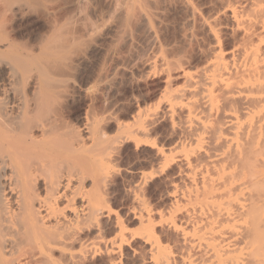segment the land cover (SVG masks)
I'll return each instance as SVG.
<instances>
[{
    "label": "bare ground",
    "instance_id": "bare-ground-1",
    "mask_svg": "<svg viewBox=\"0 0 264 264\" xmlns=\"http://www.w3.org/2000/svg\"><path fill=\"white\" fill-rule=\"evenodd\" d=\"M183 3L218 44V30ZM47 4L0 0V264H83L99 254L117 264L133 233L105 199L115 179L102 160L112 147L105 137L110 117L86 116L80 131L71 130L66 66L52 47L23 45L7 28L9 16L37 12L49 19L62 11ZM238 4L229 10L239 38L234 55L215 47L202 70L183 72L186 87L177 91L170 77L179 66L160 60L168 107L186 113L192 137L181 149L182 204L157 216L179 237L173 234L181 257L161 242L148 211L136 213L153 264H264V0ZM141 115L122 140L146 135L150 115ZM106 222L114 225L111 239L103 234Z\"/></svg>",
    "mask_w": 264,
    "mask_h": 264
},
{
    "label": "rangeland",
    "instance_id": "rangeland-1",
    "mask_svg": "<svg viewBox=\"0 0 264 264\" xmlns=\"http://www.w3.org/2000/svg\"><path fill=\"white\" fill-rule=\"evenodd\" d=\"M43 1L50 3L47 5L56 3L62 11L60 9L57 17L49 19L37 12L24 17L9 16L7 28L17 34L23 45L52 47L59 64L66 66L62 80L69 96L65 105L69 107L67 116L71 130L80 131L86 116L110 117L105 137L112 141V147L103 154L102 160L104 158L115 179L104 188V192H108L105 199L108 197L106 201L116 211L115 215L133 233L129 242L117 252L121 256L116 255L115 263L153 264L150 246L138 234L140 220L136 213L139 214L141 208L148 211L156 223L161 242L173 252L176 250L177 258L181 257L179 237L167 222H160L159 217L171 214L182 204L178 189L187 166L182 162L181 149L190 147L192 133L185 129L186 113L180 110L173 113L168 107L164 97L168 73L161 70L160 60L163 57L171 65L179 66L175 67V72L171 71L170 77L172 88L177 91L186 87L183 72L202 70L212 60L215 47H221L229 56L234 55L239 38L236 39L229 10L232 6L238 7L239 0H186L199 18L212 23L218 30L221 40L218 44L208 29L192 16L183 3L185 0ZM138 114L150 115L152 124L147 126V136H139L137 141L122 140ZM191 164L196 162L193 160ZM137 198L142 205L137 206ZM106 223L108 227L103 228V234L111 239L115 235L114 225ZM178 224L185 227V220ZM108 228L110 231L104 232ZM171 232H175L172 235L175 234L177 240ZM104 256H92L90 262L83 264H109L104 263Z\"/></svg>",
    "mask_w": 264,
    "mask_h": 264
}]
</instances>
